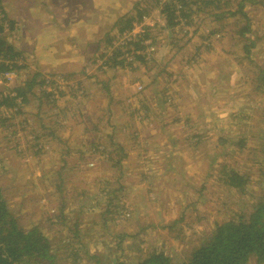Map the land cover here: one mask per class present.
Returning <instances> with one entry per match:
<instances>
[{
	"label": "rangeland",
	"instance_id": "rangeland-1",
	"mask_svg": "<svg viewBox=\"0 0 264 264\" xmlns=\"http://www.w3.org/2000/svg\"><path fill=\"white\" fill-rule=\"evenodd\" d=\"M258 1H0V24L17 28L3 37L23 51L18 86L42 82L28 103L0 106V186L55 264H137L155 252L183 264L216 225L252 211L264 191ZM129 18L132 33L120 32ZM135 42L144 49L129 53ZM233 174L247 179L242 190L227 184Z\"/></svg>",
	"mask_w": 264,
	"mask_h": 264
},
{
	"label": "trees",
	"instance_id": "trees-1",
	"mask_svg": "<svg viewBox=\"0 0 264 264\" xmlns=\"http://www.w3.org/2000/svg\"><path fill=\"white\" fill-rule=\"evenodd\" d=\"M257 3L264 4L262 0ZM185 6L186 4L183 5V7ZM170 7L166 5L162 13L168 15L169 26H174L173 20L176 16ZM242 9L243 7L240 5L238 12H242ZM236 13L230 14L235 15ZM4 20L8 21L10 25L0 24V60L2 62L13 61L12 68L9 70H16L19 74L20 69L26 68L25 65L21 66L18 63L19 58L23 56V51L20 49L15 50L14 46L10 45L11 43H8L7 39L3 37L8 29L14 33L17 31L16 22L9 21L7 18ZM133 20V18H129L124 22L123 19H119L115 26H121L124 22L125 26L121 27L119 31L127 30L131 32L134 27ZM142 21L143 16H140L139 22ZM246 23V26L241 29L243 35L245 32L250 31L249 20H246ZM132 42H129V44H132ZM134 45L136 48L129 51V53H136V51L144 49L143 46H139V42H135ZM253 46L254 43L252 42L251 45L245 48L250 49ZM136 56V58L145 61L144 56ZM2 64L1 71H4L7 69V65L4 62ZM38 77L39 75L36 74L23 86L15 84L10 90V93L14 95L3 96L0 106L14 107L20 97H22L20 101L23 99V103H28V94H35L36 87L42 84V82H36ZM226 182L230 187L242 190L244 185L247 184V179L239 174H233L228 177ZM54 261L55 255L50 253V241L41 232L37 229L26 230L19 227L17 219L8 209L0 186V264H55ZM252 261H255L256 264H264V191L251 212H243L236 220L216 225L205 242L183 264H251ZM137 264L175 263L164 252H155Z\"/></svg>",
	"mask_w": 264,
	"mask_h": 264
},
{
	"label": "built area",
	"instance_id": "built-area-1",
	"mask_svg": "<svg viewBox=\"0 0 264 264\" xmlns=\"http://www.w3.org/2000/svg\"><path fill=\"white\" fill-rule=\"evenodd\" d=\"M1 19H3V13H2V10L0 9V20ZM3 62L7 65V69L4 71H1V68H0V85L6 86L5 88L8 90V92L4 93L5 97L13 96L14 94L10 93V90L17 80L18 71L9 70L12 68L13 61H9V62L3 61ZM3 62L0 60V66L1 67H3V64H2ZM8 86H10L11 88ZM129 216H131V215L128 212L123 217H129Z\"/></svg>",
	"mask_w": 264,
	"mask_h": 264
},
{
	"label": "crops",
	"instance_id": "crops-1",
	"mask_svg": "<svg viewBox=\"0 0 264 264\" xmlns=\"http://www.w3.org/2000/svg\"><path fill=\"white\" fill-rule=\"evenodd\" d=\"M91 1V0H90ZM250 1H252V0H250ZM94 6H96V5H94ZM98 9H101V6H96ZM38 11H41L40 9L38 10ZM110 16V15H109ZM108 22H109V20H108ZM105 24H107V22H104ZM32 30V29H31ZM30 32H32V31H30ZM25 33H27V32H25ZM21 49L22 50H24L22 47H21ZM45 49V48H44ZM27 55H29V54H27ZM19 79V77L17 78V80H16V85L18 86V83L20 82V79ZM193 86L192 87H190V89H191V91H190V96H195V94L193 93V91H196L195 89L197 88V83H191ZM176 85H179V83H176ZM210 87H211V85H210ZM190 100L189 99H186V102L188 103ZM191 101H192V103H193V99H191ZM202 102H203V100H202ZM181 118V120H182V118L183 117H180ZM8 155H10V154H8V153H6V156L5 157H8L9 158V156ZM8 162L10 163V159H8ZM5 163V162H4Z\"/></svg>",
	"mask_w": 264,
	"mask_h": 264
},
{
	"label": "clouds",
	"instance_id": "clouds-1",
	"mask_svg": "<svg viewBox=\"0 0 264 264\" xmlns=\"http://www.w3.org/2000/svg\"><path fill=\"white\" fill-rule=\"evenodd\" d=\"M18 76H19V74H18ZM17 78H18V77H17ZM15 84H16V82H15ZM15 84H14V85H15ZM14 85H13V86H14Z\"/></svg>",
	"mask_w": 264,
	"mask_h": 264
}]
</instances>
